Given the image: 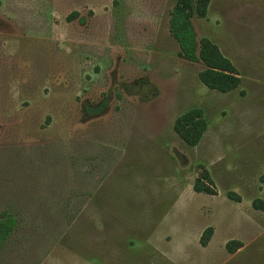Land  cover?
Segmentation results:
<instances>
[{"label":"rangeland","instance_id":"374dc122","mask_svg":"<svg viewBox=\"0 0 264 264\" xmlns=\"http://www.w3.org/2000/svg\"><path fill=\"white\" fill-rule=\"evenodd\" d=\"M176 2L0 0V216L18 219L0 264H264V0L193 18L240 71L229 92L180 55ZM205 169L217 194L194 189Z\"/></svg>","mask_w":264,"mask_h":264},{"label":"trees","instance_id":"16d2710c","mask_svg":"<svg viewBox=\"0 0 264 264\" xmlns=\"http://www.w3.org/2000/svg\"><path fill=\"white\" fill-rule=\"evenodd\" d=\"M212 0H177L170 17V32L180 45V55L192 62L202 61L205 68L200 71L199 77L204 85L210 89L221 92H229L238 88L242 77L238 67L226 56L220 46L211 38L198 39L193 23L194 17H206ZM106 103L97 108H91V112L101 114ZM174 129L178 135L189 145L196 146L202 140L208 130V122L205 112L201 107H193L178 116ZM194 189L197 192L217 194L213 179L208 170H203L196 179ZM229 197L241 201V196L230 191ZM254 207L264 209V201L257 198L253 202ZM18 219L14 213H5L0 216V245L6 243L16 231ZM214 228L209 227L202 235L201 243L206 246L213 235ZM238 246L232 247L228 243V249L235 252L243 247V242L237 241Z\"/></svg>","mask_w":264,"mask_h":264},{"label":"crops","instance_id":"0c3cea01","mask_svg":"<svg viewBox=\"0 0 264 264\" xmlns=\"http://www.w3.org/2000/svg\"><path fill=\"white\" fill-rule=\"evenodd\" d=\"M242 83V82H241ZM241 85V84H240Z\"/></svg>","mask_w":264,"mask_h":264}]
</instances>
